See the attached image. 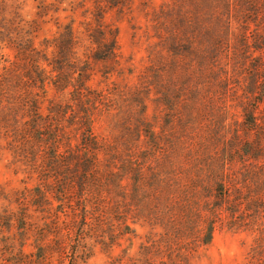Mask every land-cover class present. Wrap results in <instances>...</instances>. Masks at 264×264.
<instances>
[{
  "label": "rangeland",
  "instance_id": "rangeland-1",
  "mask_svg": "<svg viewBox=\"0 0 264 264\" xmlns=\"http://www.w3.org/2000/svg\"><path fill=\"white\" fill-rule=\"evenodd\" d=\"M66 24L73 41L61 66L68 77L82 75L88 86L84 101L91 106L85 117L79 109L74 119L68 110L61 121L72 126L59 137L60 150L69 142L82 146L77 129L84 127L89 113L103 148L101 167L118 166V182L126 188L136 165L148 172L166 157L160 167H174L176 178L187 187L176 193L168 189L158 206L191 199L193 208L203 207L205 216L213 218L211 207L222 205L210 243L189 255V264H264V0H0L4 53L10 60L20 58L11 74L25 81L26 61L18 49L30 44L38 59L47 58L57 67L53 59L62 58L57 53L68 39ZM101 40L107 51L100 48ZM42 65L51 67L45 61ZM61 86L46 84L39 93L38 129L25 113L9 120L1 117L0 264H37L43 252L50 255L45 264H153L162 253L159 237L148 233V223L138 227L136 236L116 233V222L123 220L121 207L130 213L125 220L137 221L133 208L143 207L145 200L123 199L122 191L128 190L115 188L111 181L105 197L89 199L101 205L93 207L88 221H100L103 228L89 232L84 242L76 240V225L82 221L75 212L79 201L74 191L70 201L67 194L66 199L58 195L53 204L44 200L47 206L36 208L48 209L52 224L48 219L38 226L30 220L23 229L14 222L8 230L5 214L12 204L7 198L30 191L39 178V161L47 158L41 145L54 135H49L55 126L46 122L47 116L57 117L64 110L61 102L70 96ZM0 100L4 107L11 99ZM250 113L257 123L251 130ZM72 132L77 135L71 137ZM222 144L232 153L222 154ZM206 160L226 162L228 200L206 196L190 185L196 174L201 186L209 179L206 175L218 171L217 165L205 169L198 163ZM43 184L50 191L49 184ZM61 185H55V195ZM145 222L140 218L136 223ZM186 234L191 236L192 230ZM73 249L78 251L76 261Z\"/></svg>",
  "mask_w": 264,
  "mask_h": 264
},
{
  "label": "trees",
  "instance_id": "trees-1",
  "mask_svg": "<svg viewBox=\"0 0 264 264\" xmlns=\"http://www.w3.org/2000/svg\"><path fill=\"white\" fill-rule=\"evenodd\" d=\"M64 28L67 30V34L69 35L68 39L59 45V52L57 51V54L62 53L61 60H56V57L53 59V64L57 63V67L51 65V61L47 58L38 59L37 55L39 53L32 47L31 44L23 47V49H21L22 47L20 50L18 49L19 54H22V57L26 61L24 64V72L26 73V76H24L25 81H23L22 78H15L14 75L11 74L15 70V61L20 60V58L15 56L16 59H12L13 61L10 60L4 53L3 48L5 45L0 40V99H11L4 103V111L2 101L0 100V123L1 117L4 119L5 115L7 116V120H9L12 118L11 115L16 114V116H18L19 113H25L27 116L26 119L32 122V127L36 126V129H38L37 119L41 117V114L39 113V106L37 102L41 98L39 93L44 90L46 84H56L61 82V90L63 92L67 91L69 93L68 95H70L69 97L67 96L68 99L65 98L61 102L62 106L64 105V110L58 111L59 115L57 117L47 116L48 120L46 122H48L49 125L51 124L55 126L50 127V129H53L54 131H50L49 135H54L51 137V141L44 142L43 145L38 144L41 145V152L43 155H46L47 158L44 156V158L39 161V178L35 182V185L30 189V191L22 194H13L7 198L9 203L12 204L8 208L9 210L7 209V214H5L7 226H9L8 230L14 222H18L17 224H19V227L23 229L25 228L24 225L31 224L29 223L30 220H33L31 222L36 223L38 226L41 224L46 225L48 219L51 220L52 224L53 218L48 217L50 213L48 209L36 210V208L45 207L49 205V203L50 205L53 204L54 200H57L58 195L63 196V194H67V200L70 201L71 192L74 191L75 194H77V201H79L78 209L75 212L78 213V216H80V220L82 221L80 222L82 224L76 225V229H78V237L76 240L78 242H84L87 240L86 237H88L89 232H95L96 230L103 228L100 221L98 223H91L88 221L93 207L101 205V203H92L89 199L91 196H96L99 199L101 197H105L103 193L105 191L107 193V189L109 187L107 182L111 181L112 183H110V185L114 184L115 188L119 189L123 186V188H121L122 190L129 191H122L123 199L129 197V199L141 198L145 200L143 202V207L132 208L135 209L138 220L142 218L146 222L137 224L136 222L138 220L133 222L125 220L127 214L130 213L125 211L127 207H121L119 218L123 220L116 222L118 224L116 233L118 232L120 236H136L139 234L137 231L138 227L145 228L149 225L151 227V231H148V233L159 237L157 240L159 241L157 248L159 252L162 253L157 260L153 261V264H189V255L195 252L197 253L200 247L210 243L213 234L214 217H216V214L219 211L218 207L222 205L218 204L216 207H211L210 214H214L213 218L205 216L203 207L197 209L193 208L194 206H192L193 202L191 199L190 201H181L176 206H158V202L163 200L165 193H169L172 187L175 188V190L170 193H176L177 190L187 187L184 183L180 182L179 178H176L178 171L175 170L174 167L167 169L166 167H160L161 163L166 160V157L155 163L153 168H147L148 172H144L141 167L136 165L134 169L136 174L135 176L130 177L133 180L132 184H130L129 188H126L122 185V183L118 182V166L107 167L106 170L101 167L99 154L103 148L99 145L97 138L94 135L89 113H87V121L84 127L79 129V125L77 129L80 130V134H82V137L80 138L82 146L69 142L64 148V152L60 150L62 146V134H66L63 131H67L66 128L72 126L62 124L61 120L64 121V117L69 112L68 110H71L73 119L75 117H79V109L82 110L85 117L87 112L86 108L89 104H91V101L88 99L87 101H84L87 96L86 92L88 90V86L83 81L82 75L77 73L76 75L68 77L69 74H66L67 71L62 69V66H64L63 63L65 62V56L69 53V44L72 49L71 41H73L71 35L72 31L69 28V24H66ZM100 45V48H104L106 51L108 50L104 41L101 40ZM57 54L55 55L57 56ZM28 60L30 62L27 63ZM41 61H43L42 63L45 61V63L47 65H51V67L46 70ZM11 90V95L6 96V92ZM63 113L65 114L63 115ZM249 116L250 118L248 120L251 124L248 125L249 129H255V126H257L256 118L252 113H250ZM65 119L68 121L69 118ZM75 123L76 122H73L72 124L74 125ZM27 125L30 126L31 123L28 122ZM43 127L46 126H42V128ZM24 128L28 127L25 126ZM75 135H77V133L72 132L71 137H75ZM153 136L155 137V135ZM2 146L3 145L0 140V148H2ZM202 150L203 148L201 147V155ZM231 150L232 148L224 149L222 154H225V151L232 153L230 152ZM216 154L219 155L218 153ZM198 163L204 166L205 169L208 167L210 169H214L212 166L217 165L216 170L218 169V171H215V173L210 172V175H206L209 179L206 183H202L201 186H198V182L200 180L202 181V178L196 174L194 180H192L190 184L193 186V190L198 188L199 191L206 192V196H212V194H215L214 196H219L221 200H228L230 198V193H228L229 189L226 185V178L224 174V169L227 166L226 162H217L216 160L209 163L206 160V163H203L202 161H198ZM182 164L183 162H181L180 166H182ZM186 170L187 174H189L190 169ZM60 172H62L63 175L60 174ZM69 179L71 180L70 184L66 182V180ZM228 181H230V179ZM42 182H47L49 184L50 191L44 187L45 184L42 185ZM60 183L62 184V188L57 190L58 194L55 195V185ZM63 199L66 198L63 196ZM44 200L47 204H45V206ZM204 201H209V199L206 198ZM31 209L36 211L35 215L30 214ZM195 216L198 218V223L195 224L196 226H193ZM193 227L195 231L193 230ZM191 230L192 235H187L186 232ZM26 231H28V229ZM152 232L153 234H151ZM38 233H43L42 229ZM40 236H42V234ZM40 236L37 235L39 238ZM33 237L35 238L36 235H33ZM189 240L190 243L188 245L187 243ZM182 245L184 248H182ZM77 253L78 251H74V249L72 250L73 261H76ZM129 255L132 256L133 254ZM48 258H50V255H47L45 252L41 253L37 257V264L47 263ZM133 264H138V262H134Z\"/></svg>",
  "mask_w": 264,
  "mask_h": 264
}]
</instances>
